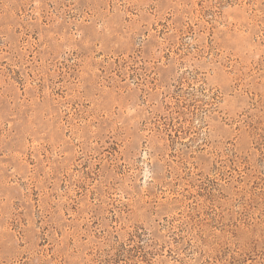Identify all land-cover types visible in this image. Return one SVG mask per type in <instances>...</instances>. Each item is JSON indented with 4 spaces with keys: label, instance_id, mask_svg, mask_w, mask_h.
<instances>
[{
    "label": "rangeland",
    "instance_id": "374dc122",
    "mask_svg": "<svg viewBox=\"0 0 264 264\" xmlns=\"http://www.w3.org/2000/svg\"><path fill=\"white\" fill-rule=\"evenodd\" d=\"M0 264H264V0H0Z\"/></svg>",
    "mask_w": 264,
    "mask_h": 264
}]
</instances>
